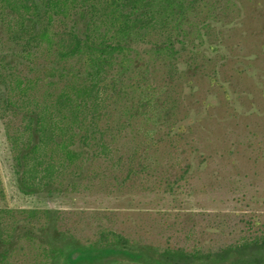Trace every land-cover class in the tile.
I'll return each mask as SVG.
<instances>
[{"label": "trees", "instance_id": "1", "mask_svg": "<svg viewBox=\"0 0 264 264\" xmlns=\"http://www.w3.org/2000/svg\"><path fill=\"white\" fill-rule=\"evenodd\" d=\"M242 13L243 0H0V117L21 192H175L185 175L160 152L192 128L188 101L217 72L216 23ZM65 213L0 206V264H264V222L217 247L161 246L106 226L85 238Z\"/></svg>", "mask_w": 264, "mask_h": 264}, {"label": "rangeland", "instance_id": "2", "mask_svg": "<svg viewBox=\"0 0 264 264\" xmlns=\"http://www.w3.org/2000/svg\"><path fill=\"white\" fill-rule=\"evenodd\" d=\"M216 28L223 39L211 54L217 72L213 79L199 78L193 92L197 102L188 101L194 109L192 128L160 152L161 167L173 179L185 175L175 192L167 187L146 190L152 181L144 180L134 188L104 185L73 197L25 194L0 117V172L6 191L0 206L54 207L64 210L65 221L85 238L106 226L161 246L212 248L257 229L254 224L264 222V5L256 9L243 0V13Z\"/></svg>", "mask_w": 264, "mask_h": 264}]
</instances>
